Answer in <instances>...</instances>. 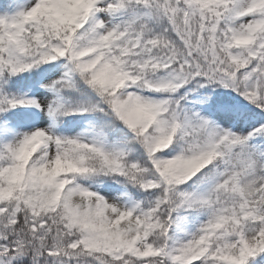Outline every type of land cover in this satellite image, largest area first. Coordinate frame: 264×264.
<instances>
[{
  "label": "snow or ice",
  "instance_id": "1",
  "mask_svg": "<svg viewBox=\"0 0 264 264\" xmlns=\"http://www.w3.org/2000/svg\"><path fill=\"white\" fill-rule=\"evenodd\" d=\"M0 264H264V0H0Z\"/></svg>",
  "mask_w": 264,
  "mask_h": 264
}]
</instances>
